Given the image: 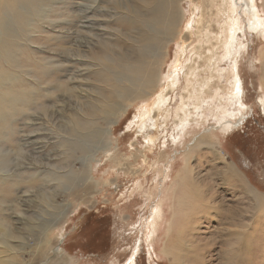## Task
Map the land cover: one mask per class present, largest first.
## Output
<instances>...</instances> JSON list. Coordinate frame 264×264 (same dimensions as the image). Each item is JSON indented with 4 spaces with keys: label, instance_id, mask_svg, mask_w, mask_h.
<instances>
[{
    "label": "rangeland",
    "instance_id": "1",
    "mask_svg": "<svg viewBox=\"0 0 264 264\" xmlns=\"http://www.w3.org/2000/svg\"><path fill=\"white\" fill-rule=\"evenodd\" d=\"M26 1L9 3L10 10L29 13L22 23L0 12L7 27L0 93L10 89L11 98L9 137L0 131L4 170L11 176L0 180V243L7 245L1 256L9 258L11 247L17 250L11 258L16 264H203L196 262L197 237L208 245L204 264H264V215L258 213L264 212V109L259 102L264 103V27L249 34L243 8L235 9L242 18L235 37L245 46L238 72L247 109L233 119L239 124L232 132L216 128L211 137L217 123L208 109L214 104H179L183 88L188 93L183 62L193 63L199 41L186 30L199 15L193 16V3L175 5L183 15L178 34L159 30L158 38L170 32L172 40L158 66L152 51L158 43H138L140 27L129 24L136 18L137 0ZM254 3L264 25V0ZM223 64L229 66L226 59ZM158 71L156 89L146 93ZM190 88L195 93L197 85L191 82ZM159 97L168 119L152 112L141 130L139 111ZM126 105L111 126L115 149L96 154L99 162L88 165L83 157L101 138L95 128L116 120ZM178 106L182 124L175 121ZM236 107L227 108L235 117ZM185 150L192 178L187 183L196 184L203 200L190 198L193 203L179 210L174 201L185 186L171 185V178L182 170ZM169 189L173 194L165 202L157 237L149 242L151 203L146 200L154 202ZM243 228L248 237L227 240L221 235L223 229Z\"/></svg>",
    "mask_w": 264,
    "mask_h": 264
},
{
    "label": "bare ground",
    "instance_id": "2",
    "mask_svg": "<svg viewBox=\"0 0 264 264\" xmlns=\"http://www.w3.org/2000/svg\"><path fill=\"white\" fill-rule=\"evenodd\" d=\"M21 1L22 0H3L2 1L3 4L0 5V12H3L5 17L9 15L11 19L12 18L14 20L16 19L18 22L21 21L22 23L26 21L28 19L26 17H29L28 12L21 14L16 10L13 9L10 10L11 7L9 6V3L12 4L22 3ZM137 1L140 3V6L138 7L137 5L136 10L133 13L134 17L136 18H132L131 21H129V24L131 25L138 24V27H140L139 30L141 31V33L140 34L137 33V36L140 38L138 40V43L139 41H143V40L147 41L148 44L152 43V41L155 44L158 43V45L153 46L152 51L154 52L156 51L153 55L154 56L153 61L154 62L156 61L158 66H160L162 62V58H165L166 54L168 53V42H170L172 39L170 38L171 36H169L170 32L167 34L166 37L158 38L157 35L160 33L159 30H169L172 31L171 34L173 33L178 34L179 31L178 29L183 21L182 20L183 15L180 8L179 10L178 9L176 10L175 7L179 6V3L177 2L181 0H137ZM188 1L191 4L193 3L194 5V7L191 8L193 16H195V12H198L199 15L195 19L190 20V23H192V25L188 26L186 30L188 34H195L198 37L199 41L196 50H194V54H193L194 57L192 59L193 63L191 65H188L185 61L183 62L188 67L187 75L184 76L186 80L185 87L188 93H186V91L184 92L185 88H183V94L181 95V97L182 96L183 97L179 104L187 105L188 100H190L191 102L195 100L196 104L199 106L201 105L202 101H205V103L212 102L214 105L208 110L212 112L213 119L216 121L215 123H217V126L209 134L211 137H215L216 135L214 133L217 132L215 130L216 128H219L218 130H220L221 133H226L228 131L232 132V129L236 128L237 123L239 124V122L235 124L236 120H238V117L241 116L242 113H244V111L247 109L246 106L242 104V97H241L242 83L238 72V58L241 54L244 53L245 46L243 42L239 41L240 37H235V35H237L239 31H241L240 23L242 22V18L236 16L235 9L241 10L243 8L242 15L247 16V25H248L247 32L249 34L257 33L258 30H262V27H264V25L261 16L259 15V12L255 7L254 0H188ZM31 3H32L31 0L29 1V3H27L26 1V4H31ZM176 4H178V6H175ZM128 26L129 25H127V27ZM143 26L145 29L142 30L141 28ZM193 29H195L196 31L194 32ZM136 31L138 32V29ZM245 32L246 29L244 30L243 35H246ZM6 39H7V27L4 23L0 22V58L4 55ZM144 46L145 45H143L142 47ZM186 48L185 51L180 50L178 58L181 57L180 59H182L184 53H186L187 51ZM103 59L108 60L110 59V57L104 56ZM224 59L228 61L229 63L228 67H224L226 66L224 64L221 67L220 63H222ZM175 61L177 62V58L175 59ZM128 71L131 74L134 73V68L129 63H128ZM131 74L129 75L132 77ZM160 79H161V73L158 71L155 75H153V80L150 83L151 86L147 88L146 93L153 92V90L156 89V85L158 84ZM135 80H137V78H135L134 81ZM3 81H4V74L2 71H0L1 90L5 86V83H3ZM130 81H133V79ZM191 82L197 85V89L195 93L190 88ZM166 89H170V91H172V85L168 84L166 86ZM170 91L168 93H170ZM4 92H5L4 95L0 93V131H3L4 136H7L11 126L10 123L11 114L9 112L11 109V98L9 97L10 89ZM18 98L20 99V96L17 95L16 99ZM132 98L133 96L130 99L127 98V100L129 99L132 102ZM259 102L261 103L260 105H262L261 109H264V103L261 100H259ZM164 103L165 101L163 100V97H159L154 102L150 103L151 105L149 104L146 108L139 111L138 115L140 116L137 118V122L140 125L142 124L141 130L146 129V122H148V120H151L150 116L152 112L156 117L162 118L163 116V119H165L164 121L168 119L170 112L162 110V106ZM103 104L105 103L103 102ZM235 104H237L236 117L233 114L230 115L229 112L227 111L228 107H235ZM128 106L129 105H126L120 109V113L117 115L116 120L109 122H107L106 120V124H104L105 128H100V127L95 128L101 130V132H99L101 138L97 143L98 145L96 144L94 147H92L93 152L91 153L88 152V154H86V156L83 157L84 162H87L88 165L90 163L97 164L99 162V159L95 158L96 154L104 155L105 152H107V150L115 149L114 146L113 147L111 146L113 144L110 139L112 133L111 126L115 125L117 121H119V119L121 118L122 114L125 113ZM182 110L183 109L180 106L176 108L175 121H177V118L179 120L182 119V116L180 115L182 114L181 113ZM233 119H236L235 122H233ZM182 122L183 120H181L179 124H182ZM156 124L153 125V127L156 128L157 127ZM153 138L151 137L146 139H148L149 142L151 139L153 140ZM187 151L188 150H185L184 152L185 154H184V160L182 162L183 164L182 170L171 178V185L172 184L175 186L178 185L180 187L185 186L182 194L179 193L175 197L176 202L174 201V206L175 207L177 206L179 210L183 206L188 205L189 207L191 203H193L189 200L190 198H193L194 199L193 201L200 202V204H202V200H203V196L201 195L199 188L196 187L195 189L196 184L187 183L190 182V180H192L190 169H189V174L187 170V155H188ZM0 157H1L0 180L6 182L7 180L11 179V176H8L9 174L7 173V171L4 170L5 160L3 153H0ZM111 157L112 154L108 155L109 159H111ZM167 162H168V158L166 159V163ZM166 176L169 178L168 174ZM164 181L165 179L162 182ZM188 187H190L191 190ZM170 190L171 189H169V191L166 190L165 195H162L160 199L159 197L155 196V201L153 200L154 202L149 201L150 199H152V197H150L149 200L148 199L146 200L147 202H149V204L151 203V208H150L151 213H149L150 216L147 221L148 223H146L147 234L145 236V238H147L149 242L155 240V238L157 237L156 236L157 229L164 217L165 202L167 201L169 196L173 194L172 190L171 192ZM173 190H175L174 187ZM166 194L168 195L166 196ZM174 195H176V193ZM200 204L197 203V206H200ZM197 212L199 214V211ZM258 213L260 215H264L263 211L259 210ZM205 223L207 224V222ZM167 224H171V221L167 222ZM246 225L248 227L249 224ZM222 231L223 232L221 233V235L226 237L227 240L228 239L230 240V238L232 240V238L235 239L238 237L240 238L248 237L247 231L246 229L244 230V228L240 231L238 230L236 231V229H229L228 232H226L225 229H223ZM48 236L49 235L47 233L43 234V237L46 240L45 243L46 245L49 244ZM196 240L197 242L198 241L200 242V245L194 248L197 251L196 262L198 263V261H200L201 263L202 261L204 264L203 255L204 253L207 252L208 245L203 243L201 238L197 239L196 237ZM223 243L225 244V241H223ZM4 247H7V245L5 243H0V260H5V263L0 262V264H16V262H14L13 260H15L14 256L17 254V250L16 251L14 250L15 252H13L11 247H8L10 256L9 258L6 259L3 255L1 256V254H3L2 248ZM57 251L64 256L62 250H57ZM183 251L187 252V249H184ZM227 253L229 255L231 251L227 250ZM174 256L177 259V262L180 261L179 260L180 256L178 258V254H175ZM132 259L134 258L131 255L130 260ZM230 263H232V261Z\"/></svg>",
    "mask_w": 264,
    "mask_h": 264
}]
</instances>
